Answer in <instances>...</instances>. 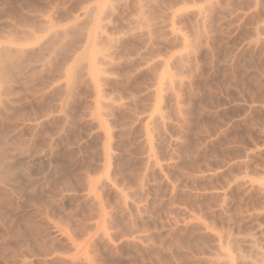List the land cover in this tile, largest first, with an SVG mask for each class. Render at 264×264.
Wrapping results in <instances>:
<instances>
[{"label":"rangeland","instance_id":"1","mask_svg":"<svg viewBox=\"0 0 264 264\" xmlns=\"http://www.w3.org/2000/svg\"><path fill=\"white\" fill-rule=\"evenodd\" d=\"M0 169V264L259 259L264 0H0Z\"/></svg>","mask_w":264,"mask_h":264},{"label":"bare ground","instance_id":"2","mask_svg":"<svg viewBox=\"0 0 264 264\" xmlns=\"http://www.w3.org/2000/svg\"><path fill=\"white\" fill-rule=\"evenodd\" d=\"M107 8H109V6L107 7ZM105 14H107V13H105ZM102 17H104V16H102ZM101 17V18H102ZM100 18V17H99ZM99 20V19H98ZM104 19H102L101 21H103ZM139 21V20H138ZM105 25V24H104ZM100 29H101V27H100ZM102 29H104V28H102ZM104 31V30H103ZM100 33H101V31H100ZM104 35V33H101V35ZM103 35H102V37H103ZM88 36V35H87ZM105 38V37H104ZM109 38V37H108ZM102 57V56H101ZM103 58V57H102ZM103 59H105V58H103ZM106 122V121H105ZM104 123V122H103ZM149 131V130H148ZM150 134V133H149ZM150 136V135H149ZM150 141V140H149ZM20 155H22V154H20ZM21 159V161L23 162V160H22V158H20ZM24 159V158H23ZM25 160V159H24ZM19 161V160H18ZM17 165V164H16ZM4 170V169H3ZM3 170H1L0 169V173H1V171H3ZM263 189H264V183H263ZM240 242L242 243V244H245L246 246H249L250 248H251V250L252 251H255V252H257V254L255 253V255H258L259 256V259H258V257L256 258V257H245V258H242V259H240V260H238L237 259V257H236V259H235V257L232 255H229L228 254V256H227V253L225 254V256H224V259H225V261H224V264L226 263V264H264V228H260L259 229V233H258V236L257 237H253V238H242L241 240H240ZM232 254V253H231ZM254 258H256V259H258V260H256V259H254ZM224 259H222L221 261H223ZM223 263V262H222Z\"/></svg>","mask_w":264,"mask_h":264}]
</instances>
